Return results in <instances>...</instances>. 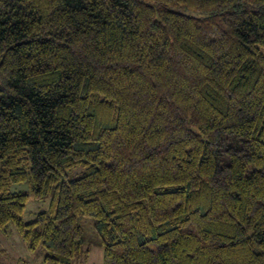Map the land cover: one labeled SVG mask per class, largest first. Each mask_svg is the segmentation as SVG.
I'll use <instances>...</instances> for the list:
<instances>
[{"label":"trees","instance_id":"trees-1","mask_svg":"<svg viewBox=\"0 0 264 264\" xmlns=\"http://www.w3.org/2000/svg\"><path fill=\"white\" fill-rule=\"evenodd\" d=\"M10 224L45 264H264V0H0Z\"/></svg>","mask_w":264,"mask_h":264},{"label":"rangeland","instance_id":"rangeland-1","mask_svg":"<svg viewBox=\"0 0 264 264\" xmlns=\"http://www.w3.org/2000/svg\"><path fill=\"white\" fill-rule=\"evenodd\" d=\"M82 172V167L77 166L68 171L70 178H76ZM13 191L28 192L30 198L22 214L25 222L35 219L38 212L47 210L51 204V194L43 200H37L33 197L32 189L28 182L12 185ZM84 229L86 242L95 239V219L92 216H84L80 219ZM87 258L90 264H104L103 249L98 246H92ZM45 252L42 248L31 250L15 228L13 224L8 225L5 229H0V264H45ZM72 264H85L83 260L76 258Z\"/></svg>","mask_w":264,"mask_h":264},{"label":"crops","instance_id":"crops-1","mask_svg":"<svg viewBox=\"0 0 264 264\" xmlns=\"http://www.w3.org/2000/svg\"><path fill=\"white\" fill-rule=\"evenodd\" d=\"M86 261H88V260H86ZM86 261L83 260V262H85V264H90L89 262L86 263Z\"/></svg>","mask_w":264,"mask_h":264}]
</instances>
